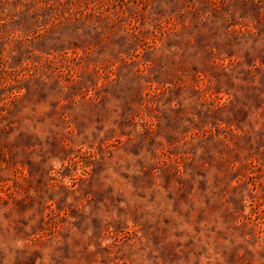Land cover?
Returning a JSON list of instances; mask_svg holds the SVG:
<instances>
[{"label": "rangeland", "instance_id": "rangeland-1", "mask_svg": "<svg viewBox=\"0 0 264 264\" xmlns=\"http://www.w3.org/2000/svg\"><path fill=\"white\" fill-rule=\"evenodd\" d=\"M0 264H264V0H0Z\"/></svg>", "mask_w": 264, "mask_h": 264}]
</instances>
